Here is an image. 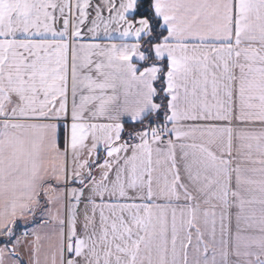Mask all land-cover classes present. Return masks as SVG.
<instances>
[{"label":"snow or ice","instance_id":"6c2138e0","mask_svg":"<svg viewBox=\"0 0 264 264\" xmlns=\"http://www.w3.org/2000/svg\"><path fill=\"white\" fill-rule=\"evenodd\" d=\"M0 264H264V0H0Z\"/></svg>","mask_w":264,"mask_h":264}]
</instances>
